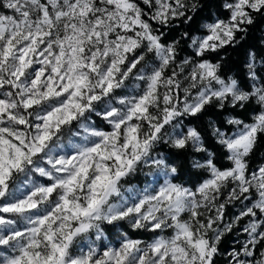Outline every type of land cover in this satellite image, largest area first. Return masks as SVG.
Segmentation results:
<instances>
[{"label": "snow or ice", "instance_id": "snow-or-ice-1", "mask_svg": "<svg viewBox=\"0 0 264 264\" xmlns=\"http://www.w3.org/2000/svg\"><path fill=\"white\" fill-rule=\"evenodd\" d=\"M141 3L157 24L180 20L189 28L208 7L200 0H0L7 10L0 11V264H216L222 238L245 218L248 238L226 264H264V252L249 259L264 247V163L255 170L248 163L264 138V53L249 49L235 72L221 55L264 16V0H222L227 16L210 13L201 34H182L193 58L179 64V41L164 43ZM132 75L139 91L117 119ZM112 96L111 123L90 133L91 144L54 163L44 159L65 126ZM212 109L218 119L209 118ZM162 143L172 155L157 151ZM185 162L205 173L192 187L177 182ZM145 164L155 169V184L109 207L108 220L132 217L135 230L155 238L125 231L118 243L78 247L120 184ZM233 202L243 207L225 223Z\"/></svg>", "mask_w": 264, "mask_h": 264}, {"label": "trees", "instance_id": "trees-1", "mask_svg": "<svg viewBox=\"0 0 264 264\" xmlns=\"http://www.w3.org/2000/svg\"><path fill=\"white\" fill-rule=\"evenodd\" d=\"M140 1H138L139 3ZM191 2V0H190ZM201 3H206L208 7L204 8L203 11L200 12L197 17V24L193 25L189 28L187 25L181 23L180 20H176L174 22H170L166 25L157 24L155 21L150 20L151 11L147 9L141 3V7L144 8L146 16L145 19H148L149 22L153 25L157 34L162 35V41L164 43H173L175 41H179L177 45V63L182 62L185 58H193V52L190 48V40L187 38H183L182 34L187 30L189 32H193L195 34H201L202 30H198V25L200 23H208L210 20L205 19L209 17L211 13V18H216L217 16L225 17L227 16V12L220 9V4L222 0H200ZM0 11H7L6 9L0 8ZM255 23L252 26L248 27V31L243 35L237 34L238 38H240V42L235 47H229L225 52H222L221 55L226 57V68H231L232 72H235L237 69L241 68L243 65V61L245 59L246 52L249 49L257 51L258 53H264V16H257L255 18ZM210 60H215V54L209 55L207 57ZM232 74V73H230ZM242 118L248 119L251 113H238ZM209 118L218 119V114L215 109H212L209 112ZM99 122L98 118H94ZM184 123H188L187 120ZM204 122H201V126H203ZM101 125V123H99ZM102 127V125H101ZM106 129V126H103ZM209 148L210 150H217V146L213 142L212 138L209 136ZM160 154H169L172 155V150L167 145L163 143L158 147L157 150ZM199 157H197L198 159ZM218 163L220 165L226 166L229 162L224 159L222 156L218 159ZM250 170H255L261 163H264V138H261L258 143L257 149L254 154L248 160ZM185 171L181 174L180 178L177 180L178 183H183L188 187H192L194 184L198 183V181L205 175V173L200 169H191L188 167V163L185 162ZM142 171H139L137 176L132 178L129 181V185H141L146 180V171L147 168H143L141 166ZM120 227L129 232V234L135 238L140 239L142 241H147L154 235L153 232H147L145 230H132L128 227L125 222H121ZM107 234L113 233L114 229L111 226L107 227ZM233 241L232 232H228L222 238L220 243V252L222 255L216 258V264H226L228 256L226 254L227 250L231 249V242Z\"/></svg>", "mask_w": 264, "mask_h": 264}, {"label": "clouds", "instance_id": "clouds-1", "mask_svg": "<svg viewBox=\"0 0 264 264\" xmlns=\"http://www.w3.org/2000/svg\"><path fill=\"white\" fill-rule=\"evenodd\" d=\"M93 79H95V77H93ZM139 88L140 82L136 79V75H132L129 79L128 84L125 86V91L129 93V96L124 97V99L128 103H126L120 110V115L116 117L117 119H119L120 116L126 114L124 109H126L128 107V104L131 103L132 98H134L135 93L139 91ZM117 99L118 98L116 96H112L111 99L105 97L103 99V103L98 101L97 105H94L92 108H90L87 113H82L80 116H78L74 124L65 126L62 131L56 136V140L52 148L49 149V153L46 157H44V159L50 158L54 163L57 159H59V157H68L70 154H74L75 152L79 151L80 148L86 147L91 144L96 139V137L92 136L90 133L95 130H101L94 118H100L105 123H111V121L105 120V112L107 109L113 107V104ZM167 138L168 133L166 132L162 136V139L166 140ZM49 171L53 176H55V168L49 166ZM139 171H142L141 166L133 169L131 174L125 178V182L120 184V195L116 198H109L105 205V209L100 213L102 219L93 220L92 223L94 224V227L92 228L90 233L85 234L81 240L77 241L78 247L84 248L88 246L98 248L102 242L104 244L111 245L112 240L109 238L106 231L108 226H111L114 229L115 239L119 240L120 234L125 231L120 227L119 223H109V214L107 212V209L109 207H112L113 205H121L122 203L130 202L128 199L129 197H136L141 189L136 187L135 185H129V181L132 178L136 177ZM153 171L155 173V169H153ZM22 175L28 176V181L26 183H28L29 185L34 181V177L31 172L26 171ZM37 183H39V181H37ZM153 184H155L154 178ZM53 203V201H49L47 205H42L40 210L45 211L46 208L52 206ZM115 211L116 209L113 208V214L115 213ZM20 219L23 221L25 218L21 217ZM124 222L128 225L129 228L135 229L132 217H129Z\"/></svg>", "mask_w": 264, "mask_h": 264}, {"label": "rangeland", "instance_id": "rangeland-1", "mask_svg": "<svg viewBox=\"0 0 264 264\" xmlns=\"http://www.w3.org/2000/svg\"><path fill=\"white\" fill-rule=\"evenodd\" d=\"M138 1H140V0H137V2ZM191 50L193 52L192 48H191ZM177 64H179V63H177ZM98 120H99V122L96 121V123L100 127V129L106 130L103 127V126H106V123L100 118H98ZM99 123H101L102 127H101V125H99ZM168 131L170 134L172 130L169 129ZM141 166H143V168H147V171H146L147 177H146V180L144 181V183H142L141 185L135 184V186L140 188V189L151 188L154 185L153 184V178L156 182V176L154 175L153 168L149 167L146 164L141 165ZM253 198H255V196ZM220 200L223 201L224 197L221 196ZM242 207H243V205L240 202H233L231 205H228L226 208V213H225V223H232L235 216H237L240 213ZM247 223H248V218H245V219L239 221L237 224H235V226L233 227V229L231 231L232 235H233V241L231 242V247H230L231 249L227 250L226 254L235 250V249H239L240 246L246 242L248 237H247V233L244 231V227ZM132 230H135V229H132ZM145 231L151 232L148 230H145ZM161 234H163V233H161ZM108 236L112 240V243H118L119 242V240L115 239L114 231H113V233L109 234ZM153 238H155V234L152 235L151 238L148 239L146 242L151 241ZM261 252H264V247L258 246L256 255L253 258H249V259L260 260L261 259V256H260Z\"/></svg>", "mask_w": 264, "mask_h": 264}]
</instances>
